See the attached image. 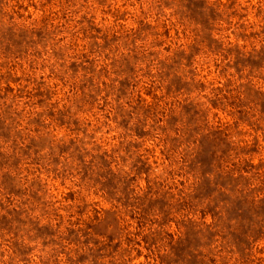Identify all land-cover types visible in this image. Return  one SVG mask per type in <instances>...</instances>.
I'll use <instances>...</instances> for the list:
<instances>
[{
	"label": "rangeland",
	"instance_id": "rangeland-1",
	"mask_svg": "<svg viewBox=\"0 0 264 264\" xmlns=\"http://www.w3.org/2000/svg\"><path fill=\"white\" fill-rule=\"evenodd\" d=\"M0 264H264V0H0Z\"/></svg>",
	"mask_w": 264,
	"mask_h": 264
}]
</instances>
